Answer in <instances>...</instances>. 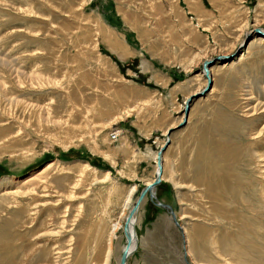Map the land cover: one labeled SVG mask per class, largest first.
Returning a JSON list of instances; mask_svg holds the SVG:
<instances>
[{
	"label": "rangeland",
	"instance_id": "374dc122",
	"mask_svg": "<svg viewBox=\"0 0 264 264\" xmlns=\"http://www.w3.org/2000/svg\"><path fill=\"white\" fill-rule=\"evenodd\" d=\"M200 2L203 14L183 0H0V120L10 113L13 132L0 152V264H117L169 137L127 264H184L186 249L189 264H264V0ZM97 16L133 55L107 47ZM77 23L90 33L64 32ZM205 62L219 68L209 81Z\"/></svg>",
	"mask_w": 264,
	"mask_h": 264
},
{
	"label": "bare ground",
	"instance_id": "6f19581e",
	"mask_svg": "<svg viewBox=\"0 0 264 264\" xmlns=\"http://www.w3.org/2000/svg\"><path fill=\"white\" fill-rule=\"evenodd\" d=\"M168 1V3H170L171 2V0H167ZM185 3H186V5H187V7H188V9L191 11V12H194L195 14L197 13V12H199V13H202L203 14V12L205 11L203 8H202V6H201V2H200V0H183ZM211 1V3L213 2V0H210ZM262 0H259V2H261ZM164 4H166V6L167 7H170V4H167V3H165L164 2ZM172 5L174 6V4L172 3ZM175 7V6H174ZM171 8V7H170ZM203 11V12H202ZM198 13V14H199ZM95 24H96V29H95V32L97 33V34H101V35H103L104 34V41L107 43V47L111 50V51H113V52H115L116 54H119V56L121 57V58H123V59H125L126 57H128V56H130V55H133V53L130 51V49L128 48V47H126L125 45H123V43L122 44H120L119 43V41H118V39H117V36L116 35H114L113 34V32L111 31V29L101 20V18L99 17V16H97V17H95ZM74 30H77V31H79L80 32V34L78 35V37L79 36H85V35H88L89 33H90V31H87V34H86V32L84 31V29H82V27H81V25L79 24V23H77L76 25H75V27H73V28H71V27H69L68 29H65V33L66 34H68V35H70V34H72L73 33V31ZM262 33H264V30H262ZM251 53H252V47H251V45H249L247 48H246V50L240 55V57H239V59H245L246 57H248L249 55L251 56ZM229 55V54H228ZM99 56L102 58V56L99 54ZM222 57H223V55H221ZM225 57L227 56V55H224ZM206 63H208V62H205L204 63V65H203V72L201 73L202 74V76H204L205 78H206V80H210V77H212L213 75H214V72L216 71V72H218V70H219V68L218 69H214V68H212V66H211V68H209L208 67V69H206V67H207V65H206ZM223 64H225V63H223ZM226 65V64H225ZM233 65V64H232ZM232 67V66H231ZM68 77V76H67ZM209 87H208V90H210L209 91V94H212L213 92H215V87L214 86H212V88L211 89H209L210 88V82H209ZM186 102H183V104L184 103H187V104H189V102H190V98L189 99H187L186 98V100H185ZM186 107V114H185V116H184V108ZM189 108L190 107H188V105H185V106H182V117L184 116V117H186V119L188 120V122H189V119H190V116H191V110H190V113H189ZM97 108L96 107H94L93 108V110H96ZM8 115L7 116H3V118H2V120H0V152H2L4 149L5 150H7V147L5 148L4 147V145L6 144V141H8V139H10V135L13 133L11 130H9V127L7 126L8 125V123L5 121V119H6V117H9V114L10 113H7ZM128 113H126V115H127ZM138 117V116H137ZM8 120V119H7ZM187 122V123H188ZM65 125H67V124H65ZM56 127H60V125L59 124H56L55 125ZM140 128V134L141 135H143V136H147V134H145V133H143L142 134V131H143V128L140 126L139 127ZM147 132V131H146ZM123 133H122V130H120V129H117V128H115L114 130H112L111 132H110V138H111V141L112 142H114V143H116V142H118L119 140H121V138L123 137ZM12 136V135H11ZM64 136H65V142H64V145L65 146H68V145H71V142L69 141L70 140V136H69V133L68 132H66L65 134H64ZM17 137V136H16ZM12 138V137H11ZM16 139V138H15ZM18 140V139H17ZM21 140V139H20ZM174 140V139H173ZM168 141L169 142H166V146L163 144V145H161L160 146V152L157 154L156 152L154 153V160H155V167H154V175L156 176V173H158V177H159V182L163 179L164 180V177H165V173H166V170H167V166H168V164H167V160H168V154H169V152L171 151V149H172V140H171V137H169L168 138ZM12 142V141H11ZM125 144H124V149H123V146L121 147V148H118V150L119 151H122V152H127V150L129 149V142H127V140H125V142H124ZM170 144V145H169ZM15 145V144H14ZM15 148V147H14ZM9 149V148H8ZM257 156V158L259 159V158H262V155H256ZM156 157H158V160L156 159ZM158 161V162H157ZM259 162H261V159H259ZM157 163H158V165H157ZM50 165H51V163H50ZM50 165H48V167L50 166ZM74 166H81L82 168H84L85 170L87 169V170H91V171H93V172H97L96 170H94L93 168H91V166L89 165V164H87V163H82V162H78V163H76ZM262 169L260 170L261 171V174L262 173H264V166L263 167H261ZM107 174L108 173H106V176H107ZM155 176H153V179H154V177ZM153 179L151 180V181H149V182H147L146 184H144V186H146V185H149L151 182H153ZM152 190V193L153 194H151V195H153L152 197H150L149 196V192L147 191V192H145L144 194H143V196L140 198V200H139V202H138V204L136 205V207H135V209H134V211L132 212V214L130 215V217H129V219H128V223H127V226H126V228H125V231H126V233L130 236V239H129V242H128V245H127V252H126V257H125V259H124V263L123 264H127V261L129 260V258L132 256V253L135 251V249H136V247H138L137 246V240L135 239V234L133 235V233H134V229H133V227H134V222H135V218H136V216L137 215H139L140 214V212H141V209H142V207H143V205L145 204V202H146V199H150V200H156V197H155V193H154V190L153 189H151ZM147 196V197H146ZM129 198V197H128ZM127 198V199H128ZM157 202H159V201H157ZM158 204V203H157ZM156 204V205H157ZM157 206H159V207H161L159 204L157 205ZM138 213V214H137ZM174 213V212H173ZM233 213H234V210H233ZM235 215V214H234ZM233 215V216H234ZM232 216V218H234ZM171 217V216H170ZM164 217H162L161 216V218H159L158 220H157V225H159V221H161V220H164L163 219ZM178 219H180V218H178ZM178 219H175V214H174V220H172V222L174 223V222H176V226H179V228H181L182 229V231H181V233L183 232L184 233V243H185V247H187V242H190L191 240H190V236H188V238L187 237H185V229H183L181 226H180V224H179V220ZM177 220V221H176ZM181 220V219H180ZM166 221V220H165ZM162 222V221H161ZM230 223H231V221H230ZM232 224V223H231ZM112 231V232H114L115 230H116V227L115 226H113V227H111L110 229H109V231ZM180 230V229H179ZM196 232V231H195ZM208 235L210 234V233H207ZM194 235L195 236H197V233H194ZM193 235V236H194ZM213 235V241H214V244L218 247V249H217V255H218V259L219 260H223V258L226 256L224 253H222L221 251H220V248H219V238H218V234H217V232L215 233V234H212ZM194 236V237H195ZM104 242L105 243H107V241H105L104 240ZM191 243V242H190ZM123 250V249H122ZM186 251V253L184 252V254L186 255L187 253H188V251H187V249L185 250ZM120 257V256H119ZM185 258H186V256H185ZM118 262H119V258H118ZM216 262H218V261H216ZM118 264V263H117Z\"/></svg>",
	"mask_w": 264,
	"mask_h": 264
},
{
	"label": "water",
	"instance_id": "95a60500",
	"mask_svg": "<svg viewBox=\"0 0 264 264\" xmlns=\"http://www.w3.org/2000/svg\"><path fill=\"white\" fill-rule=\"evenodd\" d=\"M204 89H205V88H204ZM185 114H186V107L184 108V116H185ZM161 149H162V148H161ZM161 149L158 148V150L156 151V153L158 154V153L160 152ZM156 159L158 160V157H156ZM157 162H158V161H157ZM157 165H158V163H157ZM158 183H159V177H158V173H156V176L154 177L153 182H151L149 185L143 186V187L140 189V191H139V193H138V196H137L135 202H134L133 205L131 206L130 210L127 212V215H126L125 220H124V223H123V230H124V235H125V239H126V245H125V248H124V249L121 251V253H120V257H119V262H118V264H123V263H124V259H125V257H126L127 245H128L129 239H130V236H129V235L126 233V231H125V228H126L127 223H128V219H129L130 215L132 214V212L134 211V209H135L136 205L138 204L140 198L143 196V194H144L145 192L148 191V192H149V196H150V197L153 196V195H151V194H153L151 189L154 190L155 186H156ZM153 197H154V196H153ZM157 203H158L161 207L165 208V209L168 211L169 215L171 216V219L174 220V213H173L171 207H170L168 204H165V203H162V202H155V204H157ZM158 204H157V205H158ZM174 224L176 225V222H174ZM182 258H183V262H184V264H189V263L187 262L186 258H185L184 251H183V253H182Z\"/></svg>",
	"mask_w": 264,
	"mask_h": 264
},
{
	"label": "crops",
	"instance_id": "0c3cea01",
	"mask_svg": "<svg viewBox=\"0 0 264 264\" xmlns=\"http://www.w3.org/2000/svg\"><path fill=\"white\" fill-rule=\"evenodd\" d=\"M149 135H150V133L147 135V136H143L144 138H148L149 137ZM141 152V151H140ZM146 152V151H145ZM142 153V152H141Z\"/></svg>",
	"mask_w": 264,
	"mask_h": 264
}]
</instances>
